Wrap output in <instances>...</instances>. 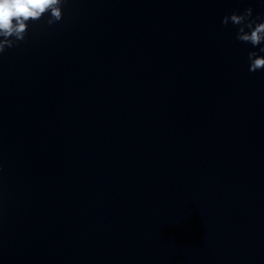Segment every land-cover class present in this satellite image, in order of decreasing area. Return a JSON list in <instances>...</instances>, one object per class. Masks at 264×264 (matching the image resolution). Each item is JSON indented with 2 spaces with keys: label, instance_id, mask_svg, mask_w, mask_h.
<instances>
[{
  "label": "clouds",
  "instance_id": "obj_1",
  "mask_svg": "<svg viewBox=\"0 0 264 264\" xmlns=\"http://www.w3.org/2000/svg\"><path fill=\"white\" fill-rule=\"evenodd\" d=\"M67 0H0V55L6 49L18 46L28 35V25L47 17L52 26L63 19L62 5ZM222 25L231 23L236 28V40L259 48L264 53V16H253L251 7L225 15ZM248 70H264V55L248 52Z\"/></svg>",
  "mask_w": 264,
  "mask_h": 264
}]
</instances>
